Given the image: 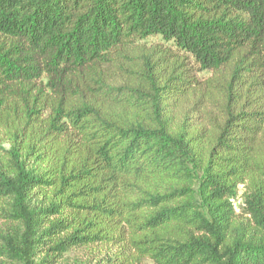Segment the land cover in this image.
Here are the masks:
<instances>
[{
  "label": "trees",
  "instance_id": "trees-1",
  "mask_svg": "<svg viewBox=\"0 0 264 264\" xmlns=\"http://www.w3.org/2000/svg\"><path fill=\"white\" fill-rule=\"evenodd\" d=\"M78 252L264 264V0H0V264Z\"/></svg>",
  "mask_w": 264,
  "mask_h": 264
},
{
  "label": "rangeland",
  "instance_id": "rangeland-1",
  "mask_svg": "<svg viewBox=\"0 0 264 264\" xmlns=\"http://www.w3.org/2000/svg\"><path fill=\"white\" fill-rule=\"evenodd\" d=\"M237 205H239V203H237ZM86 257H87V254H83L81 252H78V254L72 258V260H73L72 263L73 262L76 264L81 263L83 260H87ZM106 259H107V257H106ZM69 263L71 264V262H69Z\"/></svg>",
  "mask_w": 264,
  "mask_h": 264
},
{
  "label": "built area",
  "instance_id": "built-area-1",
  "mask_svg": "<svg viewBox=\"0 0 264 264\" xmlns=\"http://www.w3.org/2000/svg\"><path fill=\"white\" fill-rule=\"evenodd\" d=\"M237 203H239V201H237ZM237 203H236V204H237Z\"/></svg>",
  "mask_w": 264,
  "mask_h": 264
}]
</instances>
